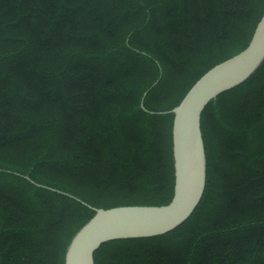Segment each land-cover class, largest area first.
<instances>
[{"label": "trees", "instance_id": "16d2710c", "mask_svg": "<svg viewBox=\"0 0 264 264\" xmlns=\"http://www.w3.org/2000/svg\"><path fill=\"white\" fill-rule=\"evenodd\" d=\"M263 15L264 0H0V264H65L94 208L170 203V111ZM201 128L193 214L95 264H264V62Z\"/></svg>", "mask_w": 264, "mask_h": 264}, {"label": "water", "instance_id": "95a60500", "mask_svg": "<svg viewBox=\"0 0 264 264\" xmlns=\"http://www.w3.org/2000/svg\"><path fill=\"white\" fill-rule=\"evenodd\" d=\"M263 62L264 15L257 24L249 45L206 72L181 103L170 111L174 114L175 170L174 195L171 202L161 206L94 208L96 214L71 241L65 264H95L94 254L102 244L111 240L162 235L180 226L193 214L203 198L207 183V156L201 128L202 113L221 93L250 78Z\"/></svg>", "mask_w": 264, "mask_h": 264}]
</instances>
